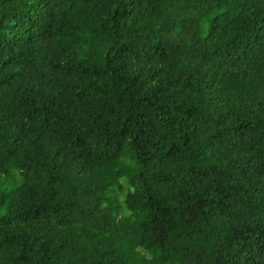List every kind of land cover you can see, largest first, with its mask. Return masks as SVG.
I'll return each instance as SVG.
<instances>
[{"label": "trees", "instance_id": "1", "mask_svg": "<svg viewBox=\"0 0 264 264\" xmlns=\"http://www.w3.org/2000/svg\"><path fill=\"white\" fill-rule=\"evenodd\" d=\"M0 264H264V0H0Z\"/></svg>", "mask_w": 264, "mask_h": 264}]
</instances>
